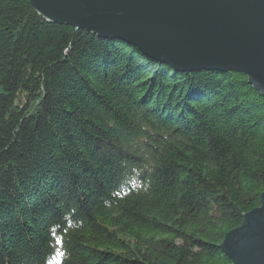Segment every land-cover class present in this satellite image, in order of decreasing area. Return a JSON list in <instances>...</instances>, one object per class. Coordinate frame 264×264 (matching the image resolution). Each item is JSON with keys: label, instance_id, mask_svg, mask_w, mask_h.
Segmentation results:
<instances>
[{"label": "trees", "instance_id": "16d2710c", "mask_svg": "<svg viewBox=\"0 0 264 264\" xmlns=\"http://www.w3.org/2000/svg\"><path fill=\"white\" fill-rule=\"evenodd\" d=\"M264 98L0 0V264H231L260 207Z\"/></svg>", "mask_w": 264, "mask_h": 264}, {"label": "water", "instance_id": "95a60500", "mask_svg": "<svg viewBox=\"0 0 264 264\" xmlns=\"http://www.w3.org/2000/svg\"><path fill=\"white\" fill-rule=\"evenodd\" d=\"M51 24L120 40L176 72H233L264 98V0H28ZM231 264H264L260 207L229 232Z\"/></svg>", "mask_w": 264, "mask_h": 264}]
</instances>
